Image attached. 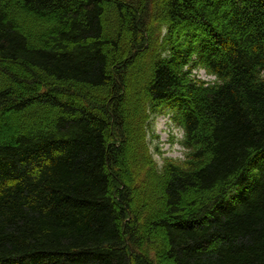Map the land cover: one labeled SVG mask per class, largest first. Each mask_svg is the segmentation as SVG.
Listing matches in <instances>:
<instances>
[{"label":"trees","instance_id":"obj_1","mask_svg":"<svg viewBox=\"0 0 264 264\" xmlns=\"http://www.w3.org/2000/svg\"><path fill=\"white\" fill-rule=\"evenodd\" d=\"M0 264H264V0H0Z\"/></svg>","mask_w":264,"mask_h":264},{"label":"rangeland","instance_id":"obj_2","mask_svg":"<svg viewBox=\"0 0 264 264\" xmlns=\"http://www.w3.org/2000/svg\"><path fill=\"white\" fill-rule=\"evenodd\" d=\"M194 74L203 81L211 83L215 81V78L204 70H198ZM184 142V129L176 124L173 112L166 108L154 119L148 134L149 147L156 163L163 166L167 162H183L187 153Z\"/></svg>","mask_w":264,"mask_h":264}]
</instances>
